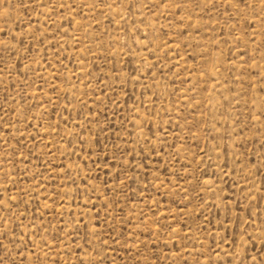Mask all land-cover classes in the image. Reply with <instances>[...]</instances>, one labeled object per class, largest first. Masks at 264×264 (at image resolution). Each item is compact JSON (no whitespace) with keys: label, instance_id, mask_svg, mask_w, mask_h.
Segmentation results:
<instances>
[{"label":"rangeland","instance_id":"obj_1","mask_svg":"<svg viewBox=\"0 0 264 264\" xmlns=\"http://www.w3.org/2000/svg\"><path fill=\"white\" fill-rule=\"evenodd\" d=\"M0 264H264V0H0Z\"/></svg>","mask_w":264,"mask_h":264}]
</instances>
